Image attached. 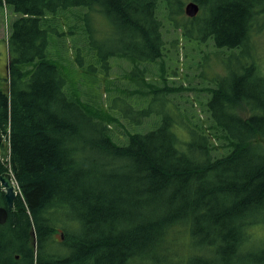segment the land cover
<instances>
[{"label": "trees", "instance_id": "16d2710c", "mask_svg": "<svg viewBox=\"0 0 264 264\" xmlns=\"http://www.w3.org/2000/svg\"><path fill=\"white\" fill-rule=\"evenodd\" d=\"M195 2L211 15L205 37L216 48L229 57L251 49L264 0ZM162 3L169 0H0L20 14L10 24L0 86V134L9 144L0 174L10 172L16 190L0 224V264H264V244L253 235L264 226V72L257 52L234 70L226 65L228 75L209 88L208 125L173 104L150 129L128 125L120 143L105 121L116 117L68 98L65 79L46 58L47 27L57 13L96 7L120 46L102 48L87 12L78 16L85 23L79 45L97 48L105 68L112 57L154 63L163 57ZM164 92L150 95L167 104ZM215 140L224 141L225 153L215 154Z\"/></svg>", "mask_w": 264, "mask_h": 264}, {"label": "rangeland", "instance_id": "374dc122", "mask_svg": "<svg viewBox=\"0 0 264 264\" xmlns=\"http://www.w3.org/2000/svg\"><path fill=\"white\" fill-rule=\"evenodd\" d=\"M191 1L195 2V0H169L168 6L161 4L157 14L162 24L163 57L154 63H139L137 66L127 58L112 57L108 60L109 67L105 68L97 62V58L99 60L96 55L97 48L87 47L85 44L79 45L84 43L81 38L85 23L78 16L87 12L90 32L94 33L93 38L103 44L102 48L106 50L120 46L118 33L99 15L96 7L88 10L63 9L48 24L50 28L47 27L46 58L56 64L60 75L65 79L64 91L68 98L74 100L78 97L81 101L90 104L93 110L97 108L101 111L100 108H104L101 111L103 114L116 117V119L108 117L105 120L115 141L123 142L126 137L125 131L131 127L140 125L136 127L138 131L154 127L155 121H159V116L164 113L170 114L173 104L186 109L187 114L194 113L196 118L208 125L206 105L210 94L208 90L228 75L226 65L233 69V66L238 67L241 61L248 64L247 54L257 52L258 65L264 72V18L252 34L251 49L244 51L243 54L229 57V51L216 48L213 40L205 37L211 25V15L208 12L202 14L199 7L197 20H189L184 9ZM19 16L20 14L11 7L0 6V86L2 88L6 87L10 24ZM182 25L187 29L184 37L180 27ZM173 40L176 42L172 45ZM31 67L33 64L24 69ZM252 80H248L249 88L255 85ZM178 86L182 87V91L169 90ZM154 89L165 90L163 95L168 100L167 104L159 94L150 95ZM138 109L143 110V113L137 115L132 112ZM240 113L247 115L243 110H240ZM150 114L151 116L146 118ZM180 127L183 129L182 126ZM215 144L218 146L215 149L216 155L226 152L223 140H215ZM253 232V235L261 238L255 243L264 244V226L254 228Z\"/></svg>", "mask_w": 264, "mask_h": 264}, {"label": "water", "instance_id": "95a60500", "mask_svg": "<svg viewBox=\"0 0 264 264\" xmlns=\"http://www.w3.org/2000/svg\"><path fill=\"white\" fill-rule=\"evenodd\" d=\"M199 5L193 1L188 2L185 6L184 12L192 18L197 15ZM9 156V144L7 140L0 134V158L2 163H5ZM0 187L4 191L5 206H0V224H3L8 216V212L14 207L16 199L15 183L10 172H3L0 174Z\"/></svg>", "mask_w": 264, "mask_h": 264}]
</instances>
